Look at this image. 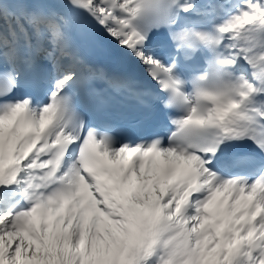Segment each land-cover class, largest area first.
<instances>
[{
	"label": "snow or ice",
	"instance_id": "6c2138e0",
	"mask_svg": "<svg viewBox=\"0 0 264 264\" xmlns=\"http://www.w3.org/2000/svg\"><path fill=\"white\" fill-rule=\"evenodd\" d=\"M0 264H264V0H0Z\"/></svg>",
	"mask_w": 264,
	"mask_h": 264
}]
</instances>
